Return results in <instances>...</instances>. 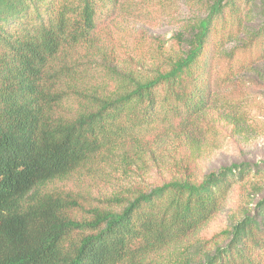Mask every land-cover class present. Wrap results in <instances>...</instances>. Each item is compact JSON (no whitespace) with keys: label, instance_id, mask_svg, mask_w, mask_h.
<instances>
[{"label":"trees","instance_id":"1","mask_svg":"<svg viewBox=\"0 0 264 264\" xmlns=\"http://www.w3.org/2000/svg\"><path fill=\"white\" fill-rule=\"evenodd\" d=\"M121 2L0 0V264H264V188L221 242L193 239L264 176L250 162L194 168L221 124L242 130L264 80V0H189L149 60L113 38ZM173 142L166 179L91 189Z\"/></svg>","mask_w":264,"mask_h":264},{"label":"rangeland","instance_id":"2","mask_svg":"<svg viewBox=\"0 0 264 264\" xmlns=\"http://www.w3.org/2000/svg\"><path fill=\"white\" fill-rule=\"evenodd\" d=\"M188 2L189 0H122L120 12L112 24L113 38L126 56L136 57V52H139L141 59L149 60L150 54L158 49L154 38L169 45L172 35L188 18ZM142 46L146 52L138 50ZM144 65L147 67L148 64ZM260 72L264 76V70ZM246 93L242 105L247 116L242 130L235 132L231 126L221 124L217 135L194 157L197 176L239 162L256 163L259 168L264 169V80L259 79ZM177 146L173 142L168 147L155 149L156 155L161 159L158 161L151 160L148 152L141 159L119 169L113 180L91 189H99L102 193L110 190L111 193L120 190L118 185H121V189L130 192L132 185L149 186L158 183L171 175L170 168L174 160L183 154ZM260 175H251L245 183L235 186L221 212L193 238L195 242L200 240L203 246L210 248L215 242L224 239L225 231L244 212L252 210L256 201L263 196V190L260 189L264 188V176ZM176 256L171 251L170 261ZM158 264H167V258H162Z\"/></svg>","mask_w":264,"mask_h":264}]
</instances>
